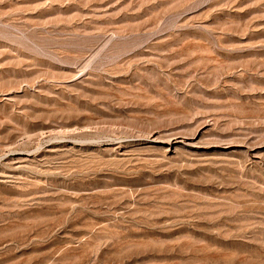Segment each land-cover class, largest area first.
I'll return each mask as SVG.
<instances>
[{
    "label": "rangeland",
    "instance_id": "obj_1",
    "mask_svg": "<svg viewBox=\"0 0 264 264\" xmlns=\"http://www.w3.org/2000/svg\"><path fill=\"white\" fill-rule=\"evenodd\" d=\"M0 264H264V0H0Z\"/></svg>",
    "mask_w": 264,
    "mask_h": 264
}]
</instances>
